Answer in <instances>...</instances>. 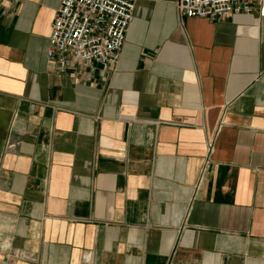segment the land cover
Segmentation results:
<instances>
[{"label": "crops", "instance_id": "1", "mask_svg": "<svg viewBox=\"0 0 264 264\" xmlns=\"http://www.w3.org/2000/svg\"><path fill=\"white\" fill-rule=\"evenodd\" d=\"M62 1L0 0V264H264L260 6L140 0L104 70L48 59Z\"/></svg>", "mask_w": 264, "mask_h": 264}, {"label": "built area", "instance_id": "2", "mask_svg": "<svg viewBox=\"0 0 264 264\" xmlns=\"http://www.w3.org/2000/svg\"><path fill=\"white\" fill-rule=\"evenodd\" d=\"M139 1L63 0L52 25L48 59L56 61L62 68L67 66V61L75 64L95 63L104 70L117 66ZM257 4L260 6V15L264 16V0L176 2L180 14L212 21L222 20L232 14H251ZM12 146L9 144L7 148ZM213 149V144L209 143V156Z\"/></svg>", "mask_w": 264, "mask_h": 264}]
</instances>
